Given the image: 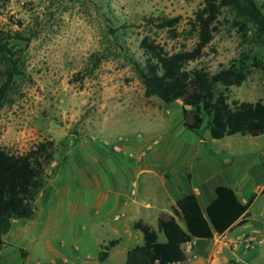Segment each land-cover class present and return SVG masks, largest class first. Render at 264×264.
<instances>
[{"label": "rangeland", "instance_id": "374dc122", "mask_svg": "<svg viewBox=\"0 0 264 264\" xmlns=\"http://www.w3.org/2000/svg\"><path fill=\"white\" fill-rule=\"evenodd\" d=\"M255 1L264 6V0ZM203 4L204 0H0V38L16 52L22 72L9 83L0 62V93L9 83L0 111V146L23 154L41 142L54 141L57 150L31 219L37 221H15L13 228L34 231L38 214L43 225L38 232L27 231L18 245L31 249L36 238L48 248L42 258L53 257V264L61 257L62 264H82L69 250L76 248L71 231L82 235L93 230L104 214L95 205L104 194L100 190L117 176L136 177L134 164L148 163L160 170L154 165L164 168L185 160L179 168L190 182L191 164L216 163L223 170L226 159L239 162L244 155L246 166L235 169L246 172L241 180L252 186L264 182L259 157L264 135L215 140L206 132L201 149L200 138L183 126L182 102L168 105L147 97L133 68L134 62L144 61L145 37L168 51L191 49L197 41L191 23ZM177 17L178 38L158 27L159 20ZM216 28L200 62L213 71L243 62L247 80L232 88L231 101L264 103V41L256 28L242 25L230 9L222 11ZM73 207L76 215L77 207L82 211L80 216H73ZM262 209L264 197L251 209L254 220ZM160 238L165 239L163 234ZM61 242L69 246L61 249ZM129 244L113 250L112 256L125 253ZM53 246L61 257L52 256ZM257 248L264 245L252 250Z\"/></svg>", "mask_w": 264, "mask_h": 264}, {"label": "trees", "instance_id": "16d2710c", "mask_svg": "<svg viewBox=\"0 0 264 264\" xmlns=\"http://www.w3.org/2000/svg\"><path fill=\"white\" fill-rule=\"evenodd\" d=\"M224 9L236 12L242 25L252 24L257 36L264 41V6L257 1L204 0L191 23L197 33V41L191 49L184 47L168 51L145 37L141 42L144 61L134 62L133 68L147 97H156L168 105L182 102L184 126L200 139H204L206 132L215 140L234 135L260 137L264 135V103L231 101L232 88L241 87L247 80L244 63L221 65L213 71L200 62L214 39L216 23ZM159 21L160 29L169 31L174 38L179 37L180 17ZM0 62L6 66L5 76L9 83L16 75H22L19 57L3 38H0ZM9 83L1 89L0 111L5 105L4 96ZM56 153L54 141L41 142L23 154H13L0 146V255L5 245L4 237L12 230L14 222L34 218L38 197L50 179L48 170ZM260 161L264 167V154ZM215 193L216 198L205 210L197 195L184 196L176 203L175 216L159 218L158 230L136 222L134 229L142 233L144 244L129 251L126 264L182 262V246L187 242L213 239L236 224L244 223L241 219L248 215L256 195L242 203L229 186L219 185ZM159 234L165 236V242L159 241ZM118 243L111 241L102 248L101 262L109 257L110 250Z\"/></svg>", "mask_w": 264, "mask_h": 264}, {"label": "crops", "instance_id": "0c3cea01", "mask_svg": "<svg viewBox=\"0 0 264 264\" xmlns=\"http://www.w3.org/2000/svg\"><path fill=\"white\" fill-rule=\"evenodd\" d=\"M205 141V138L200 139L198 146L201 149ZM200 153L195 155V159H199ZM263 154L264 149L260 151L259 157ZM182 155L185 158L186 152ZM242 157L245 156L237 158L240 160L239 162H236V159H232V161L226 159V162H230H228L229 164H226V162L222 163L224 166L223 170L219 169L221 165L219 166L216 163L210 164L212 167H206L204 163L197 161L199 164L190 165V173L192 174L190 182L179 168L183 163L186 164L185 160L183 163L180 161V165L170 162L164 168L154 165L157 168H161L160 170H155L153 165L148 163L134 164L135 166L138 165L139 171L136 177L127 180L122 176H117L111 180L112 182L108 188L100 190L104 194H102L103 196H98L99 198L96 200L95 205L98 204L100 212L102 211L104 214L102 219H98L95 226H92L93 230L88 234L82 235L71 231L70 234L76 236L74 241L76 242V248H72L66 242H61L60 248H65L66 244H68L69 250L72 251L73 255L80 256L82 264H126L129 251L136 246L144 244L142 233L134 229L136 222H143L158 230L159 218L175 216L174 208L176 203L184 196L197 195L203 210H205L216 198L215 188L219 185H226L236 192L242 203H247L254 194L256 199L250 207L248 215L241 219L244 223L236 224L226 233L215 235L213 239L194 240L197 258L189 264H264V248L245 251L241 244H236L239 238L244 235L264 238V209L255 218L256 220L253 219L251 214L252 207L264 197V182L255 183L253 186L244 184V180H241L240 175L247 176L246 172H240L239 174L235 170L246 166V162L241 161ZM260 169L264 173L262 165ZM77 209L79 214L76 215V207H73L74 211L72 210L71 212L73 216H80L82 213L78 207ZM37 217L40 218V223L34 229L35 232L41 229L40 225H43L44 222L41 214H38ZM35 221L37 220L35 219L32 222ZM180 224L183 226V223L180 222ZM27 231L23 230L20 232L18 227H16L4 237L5 245L0 255V264H53L51 263L53 257L42 258L41 253H47L48 248L42 242L34 241L36 238L33 240L31 249L18 245L20 237L29 235ZM111 241H119V243L110 250L109 257L104 262H101L99 255L102 248ZM159 241L165 242L166 238L161 240L159 234ZM124 242L130 243L124 249L123 252L125 253H118L116 256H112V251L119 249L125 244ZM52 250L54 252L52 256H58L54 258L61 257L62 253L56 247L53 246ZM88 250L94 251V254L89 253ZM22 251L24 256H22ZM63 259L62 257L57 259L55 264H62Z\"/></svg>", "mask_w": 264, "mask_h": 264}, {"label": "built area", "instance_id": "2783aa9c", "mask_svg": "<svg viewBox=\"0 0 264 264\" xmlns=\"http://www.w3.org/2000/svg\"><path fill=\"white\" fill-rule=\"evenodd\" d=\"M241 244L245 251H250L256 245H264V238L254 235H244L239 238L238 243ZM184 259L182 262L176 264H189L197 258V253L194 248L193 241L187 242L182 246Z\"/></svg>", "mask_w": 264, "mask_h": 264}]
</instances>
